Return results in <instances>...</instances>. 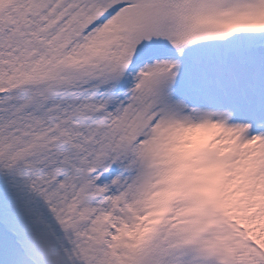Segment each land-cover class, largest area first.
<instances>
[{
	"label": "snow or ice",
	"instance_id": "1",
	"mask_svg": "<svg viewBox=\"0 0 264 264\" xmlns=\"http://www.w3.org/2000/svg\"><path fill=\"white\" fill-rule=\"evenodd\" d=\"M0 264H264V0H0Z\"/></svg>",
	"mask_w": 264,
	"mask_h": 264
}]
</instances>
